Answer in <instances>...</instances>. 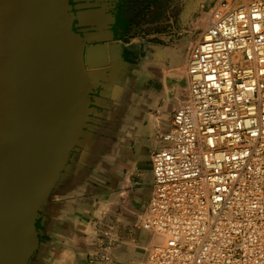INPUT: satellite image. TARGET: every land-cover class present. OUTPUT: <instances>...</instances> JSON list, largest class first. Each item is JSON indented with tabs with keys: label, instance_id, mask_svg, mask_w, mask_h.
<instances>
[{
	"label": "built area",
	"instance_id": "built-area-1",
	"mask_svg": "<svg viewBox=\"0 0 264 264\" xmlns=\"http://www.w3.org/2000/svg\"><path fill=\"white\" fill-rule=\"evenodd\" d=\"M206 17L152 153L141 225L159 239L142 264H264V0H214Z\"/></svg>",
	"mask_w": 264,
	"mask_h": 264
},
{
	"label": "water",
	"instance_id": "water-1",
	"mask_svg": "<svg viewBox=\"0 0 264 264\" xmlns=\"http://www.w3.org/2000/svg\"><path fill=\"white\" fill-rule=\"evenodd\" d=\"M83 1L0 0V264H35L53 195L138 60L141 42L116 41L104 4Z\"/></svg>",
	"mask_w": 264,
	"mask_h": 264
},
{
	"label": "crops",
	"instance_id": "crops-1",
	"mask_svg": "<svg viewBox=\"0 0 264 264\" xmlns=\"http://www.w3.org/2000/svg\"><path fill=\"white\" fill-rule=\"evenodd\" d=\"M126 38L115 40L128 45ZM141 44L51 199L35 264H106L103 252L117 264H142L156 240L141 225L154 189L152 153L164 145L182 97L159 48ZM99 229L110 230V243Z\"/></svg>",
	"mask_w": 264,
	"mask_h": 264
},
{
	"label": "rangeland",
	"instance_id": "rangeland-1",
	"mask_svg": "<svg viewBox=\"0 0 264 264\" xmlns=\"http://www.w3.org/2000/svg\"><path fill=\"white\" fill-rule=\"evenodd\" d=\"M213 1L160 0L158 29L150 33H142L137 38L140 41H149L159 48L157 53L163 55L165 65L168 66H166L167 72L177 80L182 99L186 91L185 71L188 54L205 27L206 22L202 20L206 18ZM158 239L156 236V240Z\"/></svg>",
	"mask_w": 264,
	"mask_h": 264
},
{
	"label": "flooded vegetation",
	"instance_id": "flooded-vegetation-1",
	"mask_svg": "<svg viewBox=\"0 0 264 264\" xmlns=\"http://www.w3.org/2000/svg\"><path fill=\"white\" fill-rule=\"evenodd\" d=\"M160 0H91L89 3L100 2L107 9L108 25L113 27L115 38L126 35L127 43L142 42L138 37L142 33H150L158 29ZM73 5L84 4L83 0H70ZM156 25V26H155ZM155 26V28H154ZM137 51H143L140 43ZM129 57L130 52H125Z\"/></svg>",
	"mask_w": 264,
	"mask_h": 264
},
{
	"label": "bare ground",
	"instance_id": "bare-ground-1",
	"mask_svg": "<svg viewBox=\"0 0 264 264\" xmlns=\"http://www.w3.org/2000/svg\"><path fill=\"white\" fill-rule=\"evenodd\" d=\"M206 20H207V17H206V18H204V20H202V21H203V22H204V21L206 22ZM203 22H202V23H203ZM204 24H205V23H204ZM175 69H176V68H175Z\"/></svg>",
	"mask_w": 264,
	"mask_h": 264
}]
</instances>
